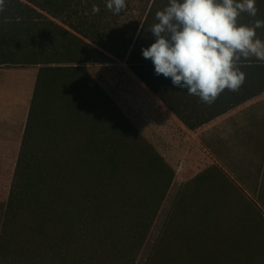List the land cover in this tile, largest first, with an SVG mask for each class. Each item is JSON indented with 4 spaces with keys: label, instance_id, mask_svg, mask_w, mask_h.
<instances>
[{
    "label": "trees",
    "instance_id": "obj_1",
    "mask_svg": "<svg viewBox=\"0 0 264 264\" xmlns=\"http://www.w3.org/2000/svg\"><path fill=\"white\" fill-rule=\"evenodd\" d=\"M106 3L4 0L0 65L37 67L3 214L0 254L5 258L34 264H135L174 180L173 167L85 65L105 62L109 54L124 59L137 79L190 130L264 92V60L255 57L237 62L245 73L240 88H226L210 104L173 86L170 78L154 74L151 60L141 52L153 42L149 29L167 0H146L142 26L131 39L116 27L121 14L108 10ZM94 5L100 9L95 14ZM237 20L247 24V13ZM256 32L264 40V32ZM196 177L212 178L210 173ZM185 201L186 207L176 202L182 211L190 210L191 201ZM191 221L199 222L197 217ZM198 232L191 231L194 244L180 252L185 257L166 252L164 258L151 260L253 264L252 254L241 257L237 244L231 250L218 245L217 257H208L204 246L195 245ZM260 251L264 256V248Z\"/></svg>",
    "mask_w": 264,
    "mask_h": 264
},
{
    "label": "rangeland",
    "instance_id": "obj_2",
    "mask_svg": "<svg viewBox=\"0 0 264 264\" xmlns=\"http://www.w3.org/2000/svg\"><path fill=\"white\" fill-rule=\"evenodd\" d=\"M126 5L116 27L125 39H131L142 26L147 5L146 0H126ZM256 7L255 17L247 13L249 25L256 19L264 20V0H256ZM108 56L105 62L85 65L86 69L175 171L135 264H156L160 261L151 258H164L166 252L171 257H185L180 252L193 243L191 231L195 229L199 230L195 245L204 246L208 257H217L218 245L231 250L230 246L237 244V251L243 250L241 257L252 254L249 259L253 264H264L260 251L264 248V92L226 113L228 117L223 118H228L230 128L224 129L226 121L221 122L224 124L214 135L201 137L200 145L186 132L169 137L162 128L161 103L124 59ZM207 173L212 178L193 179ZM184 198L191 201L187 212L176 204L179 201L186 207ZM5 204L6 199L0 200V232ZM193 217L199 222L191 221ZM211 250L215 252L211 254ZM0 264L34 262L0 254Z\"/></svg>",
    "mask_w": 264,
    "mask_h": 264
},
{
    "label": "clouds",
    "instance_id": "obj_3",
    "mask_svg": "<svg viewBox=\"0 0 264 264\" xmlns=\"http://www.w3.org/2000/svg\"><path fill=\"white\" fill-rule=\"evenodd\" d=\"M3 5L0 0V11ZM106 7L119 15L126 0H107ZM99 10L92 8L94 14ZM257 11L256 0H167L155 13L149 29L154 40L142 47V56L151 60L155 75L210 104L226 88L235 91L243 84L238 61L264 60V40L256 32L264 20L251 25L237 20L241 13L255 17Z\"/></svg>",
    "mask_w": 264,
    "mask_h": 264
},
{
    "label": "crops",
    "instance_id": "obj_4",
    "mask_svg": "<svg viewBox=\"0 0 264 264\" xmlns=\"http://www.w3.org/2000/svg\"><path fill=\"white\" fill-rule=\"evenodd\" d=\"M36 73L37 67L35 66L0 65V200L2 201L7 200L8 197L9 185L12 180L35 85ZM161 105L162 107L159 106L161 111L159 113L161 114L162 128L165 129L169 137L180 133L185 134L186 132L192 134L195 137V143L201 145V137L214 135L216 130L224 124H221V122L226 121L223 126L224 129L230 128L228 118L223 117H228L226 113L232 110L194 130H190L162 103ZM170 142L173 143L169 140L168 143Z\"/></svg>",
    "mask_w": 264,
    "mask_h": 264
}]
</instances>
